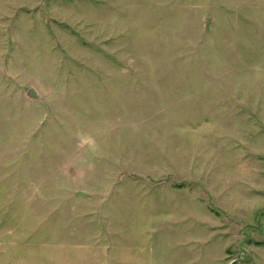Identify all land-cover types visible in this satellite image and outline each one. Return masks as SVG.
I'll return each mask as SVG.
<instances>
[{
    "label": "rangeland",
    "instance_id": "1",
    "mask_svg": "<svg viewBox=\"0 0 264 264\" xmlns=\"http://www.w3.org/2000/svg\"><path fill=\"white\" fill-rule=\"evenodd\" d=\"M0 264H264V0H0Z\"/></svg>",
    "mask_w": 264,
    "mask_h": 264
},
{
    "label": "water",
    "instance_id": "2",
    "mask_svg": "<svg viewBox=\"0 0 264 264\" xmlns=\"http://www.w3.org/2000/svg\"><path fill=\"white\" fill-rule=\"evenodd\" d=\"M27 96H28V98H30V99H36V96L34 95V93H33L32 90H30V91L27 93Z\"/></svg>",
    "mask_w": 264,
    "mask_h": 264
}]
</instances>
